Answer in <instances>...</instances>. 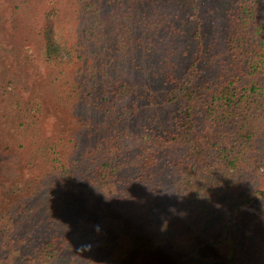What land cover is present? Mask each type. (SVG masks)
<instances>
[{
    "label": "trees",
    "instance_id": "obj_1",
    "mask_svg": "<svg viewBox=\"0 0 264 264\" xmlns=\"http://www.w3.org/2000/svg\"><path fill=\"white\" fill-rule=\"evenodd\" d=\"M141 1L14 0L9 18L0 15V152L11 156L0 163V235L22 237L11 240L12 264H66L54 241L77 239L88 224L72 194L78 184L141 222L175 208L174 246L180 234L199 242L214 191L259 157L264 0H165L139 10ZM10 44L33 47L44 66L26 62L30 87L2 68ZM86 60L95 74L75 76ZM47 77L56 98L41 94ZM64 115L97 121L85 147L50 132ZM39 171L51 188L38 196ZM260 200L262 190L238 198L215 234L178 246L187 264H264V216H250Z\"/></svg>",
    "mask_w": 264,
    "mask_h": 264
},
{
    "label": "rangeland",
    "instance_id": "obj_2",
    "mask_svg": "<svg viewBox=\"0 0 264 264\" xmlns=\"http://www.w3.org/2000/svg\"><path fill=\"white\" fill-rule=\"evenodd\" d=\"M0 1H2L0 15L2 14V18H9L10 6L14 0ZM57 1H60L63 6H73L74 4V0ZM158 1L165 0H142L136 6L139 10H148L153 3ZM183 1L186 3L190 1L197 2V0ZM124 2H128V0H103V3L110 7H117L119 3ZM203 8L204 4H202ZM193 13L191 12V14ZM192 16H190L191 23H193ZM14 47L16 46L10 44L8 50L10 53L8 51L3 52L4 63L2 68L6 67L11 70L8 76L17 80L20 87H22L23 82H26L30 87V80L26 72L28 64L26 62L28 60L34 61L35 64L39 65L38 68L41 72L44 70V66L40 65L33 47L24 45ZM72 72L75 76H79L84 72H91L90 76L95 74L90 60H86L85 63H79L72 69ZM49 81L47 77V82L41 94L48 98H56L54 89L51 88ZM94 118L100 121L96 117ZM96 122L95 120L88 121L83 119L79 115H64L61 118L59 116L56 120L58 127L52 125V131L50 130V132L55 131L59 134L61 132L62 137L66 141L72 138L76 139L75 141L67 142L70 143L69 146H74L77 143V145L85 147V143L92 140L91 136L96 130ZM260 143L259 157L255 164L234 177L227 187L220 191H214L211 201H207L205 206L208 208L204 211L208 218L205 220L201 233L197 237L199 242L203 241L204 237L215 234L235 200L256 190L264 191V133L261 135ZM8 160H11V156L0 152V163L5 164ZM26 161L27 159L24 158V165ZM26 170L28 171V167H26ZM39 173L44 175L38 176V183L35 187L36 195L38 196L44 195L45 191L51 188L50 185L45 186L50 179L45 175L48 173L39 171L34 176ZM31 177V174H26L25 181H17L16 185L25 186ZM72 194L73 196L82 197V204L77 208V211H81L83 213L82 216L87 217L88 224L87 226L83 225L85 231H83L82 235L79 232L77 239H74L76 236L73 235V240L69 241V235H61L59 240L54 241L56 253L61 257V261L66 264H187L189 260L186 258L188 257L187 253L183 251L184 249L178 250L177 247L183 245L188 249V247H195L199 243L194 242V238L191 236L180 234L176 238L177 244L174 246L171 239L173 234L177 235L174 230L176 227V221L174 220L176 219H172L173 214L178 213L175 208L161 207L157 211V217L150 221L141 222L123 213L108 198L85 185L78 184L72 189ZM167 196L173 199L171 197L173 196V191L167 193ZM258 203L251 209L250 216L254 214L264 216V200H260ZM174 204L176 203L174 202ZM194 215L197 217L196 214ZM178 218H180V215ZM15 238L22 239L17 232L10 229L0 235V261L6 262L5 260L10 258V264L13 263L11 257L14 256V253L11 247V240ZM185 239L191 240L186 242L184 241ZM217 257L220 258L221 254H217ZM207 260L215 261V258L212 257Z\"/></svg>",
    "mask_w": 264,
    "mask_h": 264
}]
</instances>
